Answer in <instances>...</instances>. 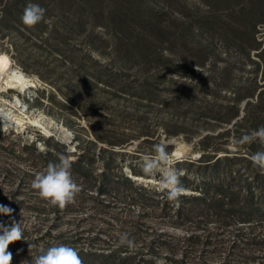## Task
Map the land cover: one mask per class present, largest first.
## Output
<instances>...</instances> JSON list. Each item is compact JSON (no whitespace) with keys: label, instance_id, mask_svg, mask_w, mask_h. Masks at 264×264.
Masks as SVG:
<instances>
[{"label":"rangeland","instance_id":"374dc122","mask_svg":"<svg viewBox=\"0 0 264 264\" xmlns=\"http://www.w3.org/2000/svg\"><path fill=\"white\" fill-rule=\"evenodd\" d=\"M28 2L0 0V53L11 69L34 77L23 92H0L9 120H0V205L13 209L0 224L20 222L23 229V239L9 245L11 264H27L57 243L77 248L83 264H132L118 255L147 264L264 262V212L241 224L221 218L226 213L218 215L215 205L188 200L216 184L233 186L234 202L264 204L249 159L264 145L236 143L264 126V104L246 108L264 89L256 64L264 5L252 28L256 12L248 0H31L46 13L27 27L20 17ZM118 19L119 28L112 23ZM146 20L164 32L160 39L150 38L155 32L145 29ZM161 141L171 166L185 172L180 179L191 194L179 204L158 190L159 174L142 171L143 157ZM176 150L180 161L172 157ZM61 154L81 189L63 209L31 187ZM202 181L211 185L200 192L192 183ZM123 233L133 248L117 246Z\"/></svg>","mask_w":264,"mask_h":264},{"label":"clouds","instance_id":"9594fccd","mask_svg":"<svg viewBox=\"0 0 264 264\" xmlns=\"http://www.w3.org/2000/svg\"><path fill=\"white\" fill-rule=\"evenodd\" d=\"M46 9L37 3L29 2L23 9L20 17L21 22L27 27H34L45 18ZM259 141L264 145V126L243 135L236 143L239 145L250 144ZM168 143L161 141L154 145V155H145L141 165L142 171L148 176L159 174L158 190L166 195L169 201L179 204L181 196L190 195L181 182V177L185 172L171 166ZM175 155V154H174ZM181 159L180 156H176ZM249 159L254 167L264 173V151L253 153ZM72 163L68 156L59 155L56 162H49L46 169L35 174L31 182L32 189L38 195L53 206L61 209L69 203H73L77 194L81 191L80 186L75 182L71 173ZM13 209L6 205H0V215L10 216ZM23 239V229L20 222L13 221L10 227L0 224V264H11L12 254L8 251L9 245ZM127 245L133 248L134 241L129 238L128 233L120 236L117 246ZM33 245L29 244V250ZM30 255L31 252L29 251ZM27 264H83V259L79 250L65 243H57L47 248H40L36 255H31V261Z\"/></svg>","mask_w":264,"mask_h":264},{"label":"trees","instance_id":"16d2710c","mask_svg":"<svg viewBox=\"0 0 264 264\" xmlns=\"http://www.w3.org/2000/svg\"><path fill=\"white\" fill-rule=\"evenodd\" d=\"M221 1H224V2L228 1L229 2V0H221ZM248 1H250V3H251V5H249V6H251L250 8H252L253 12L255 11L257 13V14L253 13V17H254V19H256L254 22H252V28H254L255 24L259 23V21L261 20L259 14H258V7L260 8L262 5H264V0H248ZM245 10H246V7H244V6H241L239 9V12L242 14L240 16V18L243 19V23H245L247 20V19H245V15H244ZM112 23L115 24L117 28H119L121 25L120 24L121 21L119 19L113 20ZM144 23L146 24L145 29H147V30L152 29L155 32V34H149L148 33L150 38L155 40V37H157L159 39L162 37L164 32L162 30H160L159 28L155 29L154 23H151V21H149V20L144 21ZM226 25L233 35L236 34V35H239V37H242V35H244V33L242 31H239L238 28L229 26L228 24H226ZM225 31H227V30H225ZM143 34L147 35L146 32H143ZM222 38L223 39H229V38H227L226 34H224V33H223ZM148 40H149V38H145L142 36L143 42L148 41ZM256 44L257 45L254 47L256 50H258L260 47H259V44L257 42H256ZM258 58L260 59L261 62H258L256 64L258 67H261L262 77H264V48H262L260 50V52L258 54ZM252 96H253V94H250L249 96H245L242 98L252 97ZM262 96H264V89H262L258 92L257 101L255 103H251L249 101L247 102L246 108L248 106L252 107V108H260L262 106V104H264V98H262ZM236 114H237V111L234 112V114L231 117L235 116ZM246 115H248V113ZM217 160L218 159H216V161ZM182 179L185 182L189 183L188 179H186V178H182ZM124 180L126 182H129V184L131 185V182L129 181V179L124 178ZM253 182L255 183L254 189H261L262 191H264V173L260 172L258 170V168L256 169L255 174L253 175ZM190 184L191 183H189V185ZM192 184H194L195 189L199 190L200 192H203V190L201 189L200 186H208V185L210 186L211 185L210 182H205V181L195 182V183L193 182ZM213 189L214 190L212 192H203L205 194H203L202 197H192V199H188V200H201L203 202V204H205L208 208L211 207L212 205H215L216 208L218 209V213H217L218 215H220L223 212L226 213L225 214L226 216L220 215L221 218L224 216V218L226 217V218L233 219L234 222H236V223L237 222H239L241 224L252 223L253 221H255V218H253V214L256 211H257V218L262 216V212H264V204H262L261 202H257V203H252V202L245 203V202H240V201L234 202L230 198L234 192L233 186L221 187V186L214 184ZM246 189L249 192V195L252 196L253 193L251 191H253V190H251L250 182H247ZM229 194H231V195H229ZM144 198L145 197H142V199H144ZM181 198H186V197L181 196ZM251 220H253V221H251ZM259 224H261V223H258L257 221L255 222V225H259ZM256 239H258V238H256V236H255L254 241L256 243H258V240H256ZM261 241H264V240H261ZM111 256H114V255H109V257H111ZM124 256H126V257H124ZM124 256L118 255V256H116V258H118L119 260L130 259L132 264H141V263L147 264V261L144 260V258L137 259L136 257H133L134 255H129V256L124 255ZM237 264H239V263H237ZM246 264H250V263L247 262ZM258 264H264V262H259Z\"/></svg>","mask_w":264,"mask_h":264},{"label":"bare ground","instance_id":"6f19581e","mask_svg":"<svg viewBox=\"0 0 264 264\" xmlns=\"http://www.w3.org/2000/svg\"><path fill=\"white\" fill-rule=\"evenodd\" d=\"M33 84H34V77H27L21 71H18L17 69H11L10 59L7 57V55L0 53V92L6 91L8 89H13L18 92H23L27 88H31L32 86H34ZM16 103L17 100L13 102L12 105H16ZM7 112L8 114H10V111ZM0 120L4 124L7 122L9 123V120H7V114L3 112L1 109H0ZM39 120L34 119L32 123L39 124L40 123ZM21 122L22 121L20 119L19 121L16 122V124L19 126V123L21 124ZM3 126L5 127L6 125ZM177 155L180 156L181 158L183 157L182 152L179 150L172 152L173 159H175Z\"/></svg>","mask_w":264,"mask_h":264},{"label":"water","instance_id":"95a60500","mask_svg":"<svg viewBox=\"0 0 264 264\" xmlns=\"http://www.w3.org/2000/svg\"><path fill=\"white\" fill-rule=\"evenodd\" d=\"M195 141H196V140H195ZM170 143H172V140L169 141V144H170ZM182 158H183V157H182ZM182 158H181V159H182ZM181 159H177V158H175L174 160H176V161H180Z\"/></svg>","mask_w":264,"mask_h":264}]
</instances>
